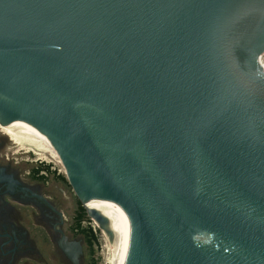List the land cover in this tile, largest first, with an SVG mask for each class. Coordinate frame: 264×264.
Wrapping results in <instances>:
<instances>
[{
  "label": "water",
  "instance_id": "1",
  "mask_svg": "<svg viewBox=\"0 0 264 264\" xmlns=\"http://www.w3.org/2000/svg\"><path fill=\"white\" fill-rule=\"evenodd\" d=\"M264 0H0V125L119 215L111 264H264Z\"/></svg>",
  "mask_w": 264,
  "mask_h": 264
},
{
  "label": "flooded vegetation",
  "instance_id": "2",
  "mask_svg": "<svg viewBox=\"0 0 264 264\" xmlns=\"http://www.w3.org/2000/svg\"><path fill=\"white\" fill-rule=\"evenodd\" d=\"M39 153L0 127V264H85L80 200Z\"/></svg>",
  "mask_w": 264,
  "mask_h": 264
},
{
  "label": "bare ground",
  "instance_id": "3",
  "mask_svg": "<svg viewBox=\"0 0 264 264\" xmlns=\"http://www.w3.org/2000/svg\"><path fill=\"white\" fill-rule=\"evenodd\" d=\"M0 127L5 132H7L8 134L12 136V139L15 141V144L17 143L19 146H23V144H28V145H32L36 147L37 150L43 149L45 150V152L48 151L54 157L57 158L58 162H60L63 165L56 149L51 144L42 140L36 133L27 130V128L20 121L12 120L11 122H9V124L5 126L0 125ZM84 203L89 209H95L99 211L109 220V229H111V231L113 232V236L111 238L109 237L110 238L109 241H111V258H110L109 264H111L113 250L116 247V245H118L119 243L117 240L118 239V227H119V215H118V209L116 208V204L112 201L103 200V199L85 200Z\"/></svg>",
  "mask_w": 264,
  "mask_h": 264
},
{
  "label": "rangeland",
  "instance_id": "4",
  "mask_svg": "<svg viewBox=\"0 0 264 264\" xmlns=\"http://www.w3.org/2000/svg\"><path fill=\"white\" fill-rule=\"evenodd\" d=\"M23 146H24V149L33 148L35 151L41 153V154L32 155V158L40 156V157L45 158L47 160H52V162L50 164L53 165L54 167H56L57 170L60 169L61 170L60 175L64 176L66 179V181H64L65 183L63 182L61 184L63 185V187L68 189L69 193H73V195L75 197V192L67 180V175H66L65 169H64L63 165L60 162H58L56 157H54L48 151L45 152V150H43V149L37 150V148L32 146V145L23 144ZM42 153H43V155H42ZM32 164H34V163H32ZM56 173H57V171H56ZM83 225L85 227L91 225L93 228V231L96 235V238H97L96 243L93 246L89 245L86 242L85 238L82 241V244L84 247V262H85V264H90L93 261L95 262V264H109L110 258H111V241H109L110 240L109 236L103 230H101L98 227V225L95 223V221H93L92 219L90 222L87 220L84 221ZM80 235L82 236V234H80Z\"/></svg>",
  "mask_w": 264,
  "mask_h": 264
},
{
  "label": "trees",
  "instance_id": "5",
  "mask_svg": "<svg viewBox=\"0 0 264 264\" xmlns=\"http://www.w3.org/2000/svg\"><path fill=\"white\" fill-rule=\"evenodd\" d=\"M59 178L66 181L65 177L62 175H59ZM77 219H78V224H77L78 232L84 236L86 242L89 245L93 246L96 243L97 238H96V235L91 225L87 227L83 225L84 221L87 220L90 222L91 219L87 214V210L85 209V207L82 205L81 202H79V210H78ZM90 264H95V262L93 261Z\"/></svg>",
  "mask_w": 264,
  "mask_h": 264
},
{
  "label": "built area",
  "instance_id": "6",
  "mask_svg": "<svg viewBox=\"0 0 264 264\" xmlns=\"http://www.w3.org/2000/svg\"><path fill=\"white\" fill-rule=\"evenodd\" d=\"M263 56H264V53H263ZM59 170V172L61 171L60 169H58Z\"/></svg>",
  "mask_w": 264,
  "mask_h": 264
}]
</instances>
